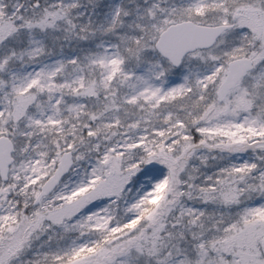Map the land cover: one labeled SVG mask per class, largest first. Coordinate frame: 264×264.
<instances>
[{
    "label": "snow or ice",
    "instance_id": "6c2138e0",
    "mask_svg": "<svg viewBox=\"0 0 264 264\" xmlns=\"http://www.w3.org/2000/svg\"><path fill=\"white\" fill-rule=\"evenodd\" d=\"M0 264H264V0H0Z\"/></svg>",
    "mask_w": 264,
    "mask_h": 264
}]
</instances>
